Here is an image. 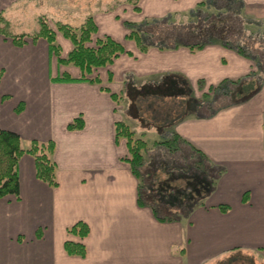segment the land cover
Returning <instances> with one entry per match:
<instances>
[{
	"label": "crops",
	"instance_id": "crops-1",
	"mask_svg": "<svg viewBox=\"0 0 264 264\" xmlns=\"http://www.w3.org/2000/svg\"><path fill=\"white\" fill-rule=\"evenodd\" d=\"M19 1L0 0V14ZM101 3L89 13L97 37H110L132 57L123 54L96 69L103 71L100 84L56 82L62 73L76 80L81 73L59 66L42 39L17 47L0 35V129L17 134L24 149L32 142H53L57 181L54 188L38 181L33 158H20L19 196L0 200V264H215L233 252L254 253L264 261V68L243 48L241 55L239 47L217 39L149 44L143 53L126 40L130 30L125 26L133 24L141 32L153 23L182 25L202 16L220 26L238 24L240 40L253 39L259 46L264 0H139L137 11L119 3L103 10ZM63 9L62 16L83 18L76 9ZM56 42L66 57L71 43L61 35ZM253 78L256 91L243 101L206 113L193 101L194 109L176 124L135 127V134L154 139L152 149L166 148L162 140L178 137L213 173L206 197L172 221L159 220L158 207L139 202L143 176H134L126 140L114 134L116 122L127 115L138 121L137 116L117 106L111 94L120 95L125 86L136 95L161 87L172 88L156 90L166 96L197 87L210 94L224 82L236 86ZM76 119L82 129L68 131ZM144 159L145 175L156 161ZM222 205L228 210L220 211ZM78 222L88 227L84 239L68 234ZM66 241L82 243L85 255H67Z\"/></svg>",
	"mask_w": 264,
	"mask_h": 264
},
{
	"label": "rangeland",
	"instance_id": "rangeland-1",
	"mask_svg": "<svg viewBox=\"0 0 264 264\" xmlns=\"http://www.w3.org/2000/svg\"><path fill=\"white\" fill-rule=\"evenodd\" d=\"M97 2H102L101 5H99V8L103 10L110 9L112 5L116 3H119V5L125 4L122 0H20L18 3H15L12 7L6 10V13L1 14V16L9 22L10 26L8 32L11 35L18 36L23 34H34L38 29L37 21L41 17L45 18L47 25L55 32L56 35H60L56 30V23L59 22L61 24H66L76 29L79 28L86 18H92L89 16V13L95 7ZM66 6L78 10L81 15H85L86 13L88 15L87 17L82 15L83 18L69 17L67 15L62 16V13L65 12L63 7ZM223 26L224 25L220 26V24L215 23L212 19L205 22L204 17L200 16L198 22L196 23L190 22L182 25L153 23L149 26H146L141 32L138 31V33L145 45L155 44L163 47H171L176 43H189L190 41L193 43L202 44L210 39H217L219 42H226L234 47L243 48L250 55L253 57L255 56L260 67L264 68V36L258 39V41L261 43L258 46L257 43V45L255 44V40L253 39L240 40L243 38H241L242 33L239 30L238 24L231 23L224 27ZM96 38H99L97 37V34L93 37L92 41L87 44V46L95 47ZM28 41L30 40H27V42ZM120 45L123 47L122 44ZM254 46L260 48L254 49ZM123 49L126 52L124 47ZM102 73L103 71L99 70L96 71V75L94 74L93 77L89 75L86 78H95ZM255 79L256 78H253L247 81H253L255 85L258 83V80L256 81ZM236 87L237 85L229 87V90L225 89L224 91L221 90L220 92H217V89L215 91L209 90L210 94H203V88L197 87L191 90L189 93L183 92V94H181L183 95V99L180 98L171 100L147 97L140 101L138 98L140 95L157 94L166 96L161 92H157L156 90L164 91L166 89L167 91H171L170 89L172 88H153L150 92L136 95L131 90V88L125 86L120 89L123 90L120 95L116 94L118 99L116 105L119 106L122 104L123 107L129 108L128 114L130 113L132 115V110L133 115L137 116L138 121H134L127 117L129 115L124 118V121L120 120L121 122H124L131 131L134 132L135 127L137 130H139L138 128L141 129V126H151L156 128V126L165 121L164 118L167 116V114H181L182 108H185L186 112H189L194 109L193 106H195L194 102L196 101L197 104H203L204 106V108L201 109V113H206L211 110H215L218 107L232 104L234 102L243 101L242 98L244 95H241L239 93V88ZM120 90L118 89V91ZM212 94H216L215 97L212 98ZM122 98L125 99V101H123ZM119 109L121 108L119 107ZM135 136L142 138L147 143V149L142 153L143 160H145L144 158L147 160L150 157L156 161V163L153 162L154 165L150 167V171L148 170L149 173L147 172L145 175L143 174V179L140 180L141 191L146 196H148V194L150 195V206L152 208L158 207V209H160L156 212L157 216L166 214L169 217L175 218L176 216H181L187 213L188 210L191 209L194 204H197L199 200L196 199V192L185 191V175L192 176V174L207 172V174L203 173L202 176L206 177L207 181L210 182L211 178L213 177V173L210 172L211 169L209 168L208 164L202 160L201 156L197 155L196 153H192L188 149L187 145L178 143V140L176 139L177 137L175 136L169 138L168 140H162L160 145H165L166 148L161 149H152V143L154 139L152 141H150V139L146 140L143 135L137 133ZM149 150L150 153L148 155L147 152ZM147 155L149 157H145ZM160 181L166 182L165 185H163V190L160 189ZM157 188L160 189V194L156 193ZM186 193L188 194L186 195ZM156 198L159 199V204ZM161 203L165 204L163 207L165 210H167V212H165V210L161 207ZM168 203L173 204L172 207H170ZM241 257L244 258L243 260L245 261L239 264H264V261L260 260L261 258L258 259L254 253H242Z\"/></svg>",
	"mask_w": 264,
	"mask_h": 264
},
{
	"label": "trees",
	"instance_id": "trees-1",
	"mask_svg": "<svg viewBox=\"0 0 264 264\" xmlns=\"http://www.w3.org/2000/svg\"><path fill=\"white\" fill-rule=\"evenodd\" d=\"M123 3L134 7L137 11V5L139 0H122ZM9 22L5 20L0 14V35L8 38L17 47H22L26 44L27 40L31 42H36L40 39L46 41L49 46L50 52L55 56L57 64L60 66H73L76 67L80 73V79H73L67 73H62L54 81L60 83H73L78 81L100 84L98 77L86 78L92 75L93 71L96 69L105 68L111 65L115 59L120 55L125 54L132 57V54L125 52L123 47L110 37L96 38L95 47H88L87 44L90 43L94 36L97 34V27L92 18H86L83 24L79 28H72L69 25L56 23L57 32L66 40H68L72 45V50L66 57L61 56V48L56 43L55 32L47 25L45 18L41 17L37 21L38 29L32 35H11L8 32ZM127 29L130 33L126 36V39L133 41L138 47L140 52H146L147 46L142 42L141 37L136 29V26L130 23H125ZM241 55H244V50L241 48L235 49ZM1 77V72H0ZM234 83L224 82L222 85L216 88H210L211 91L220 92L229 90V87H233ZM201 88V87H200ZM222 88V89H221ZM239 88V93L243 96V100L247 99L253 95L256 91V84L253 81H244L237 85ZM235 88V89H236ZM104 91L107 89L102 88ZM241 89V90H240ZM230 94V93H229ZM114 103H117L118 99L116 94H111ZM155 98V99H183V95H173V96H162L157 94H143L138 98L140 101L143 98ZM186 115V109L182 108L181 114H167L160 125L156 127L170 126L180 122ZM169 116V117H168ZM83 124L81 119H76L68 124V131H75L82 129ZM114 134L116 140L123 138L126 140V146L128 150V158L126 161L129 163L130 168L134 176L141 178L143 176L141 172L143 164V152L147 149V143L142 139L135 136V133L129 129V127L121 121L114 124ZM178 139V137L176 138ZM54 152L53 142L47 143H37L32 142L30 147L24 149L21 145L20 137L10 131L0 129V200L8 196H13L16 199L19 196L18 193V173L17 166L20 158L23 155H29L34 160L35 166V176L36 179L49 187H56V165L53 162L52 155ZM156 173V172H155ZM185 174V173H184ZM186 177L185 191L186 192H196V199L201 200L206 197L211 191V183L207 181L206 177L202 176V173L192 174V176ZM166 182L160 181V189L163 190V185ZM160 189L157 188V192L160 194ZM188 190V191H187ZM195 190V191H194ZM143 192H140L139 202L150 205L151 201L147 199ZM188 193H186L187 195ZM220 211L225 212L228 210L227 206H219ZM155 209V207H153ZM157 215V214H156ZM176 218V217H175ZM159 220H174V217L166 216L161 218L158 216ZM68 234L84 239L88 236L89 230L86 224L82 222L76 223L70 229H68ZM65 253L69 256L83 257L85 255V246L82 243H76L72 241H66L64 243ZM241 252L230 253L225 258L219 260L215 264H239L244 262V258L241 257Z\"/></svg>",
	"mask_w": 264,
	"mask_h": 264
}]
</instances>
